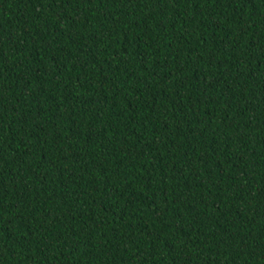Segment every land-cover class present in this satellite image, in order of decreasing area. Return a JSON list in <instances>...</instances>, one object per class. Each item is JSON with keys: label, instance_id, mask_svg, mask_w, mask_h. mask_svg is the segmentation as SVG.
<instances>
[{"label": "trees", "instance_id": "trees-1", "mask_svg": "<svg viewBox=\"0 0 264 264\" xmlns=\"http://www.w3.org/2000/svg\"><path fill=\"white\" fill-rule=\"evenodd\" d=\"M0 264H264V0H0Z\"/></svg>", "mask_w": 264, "mask_h": 264}]
</instances>
